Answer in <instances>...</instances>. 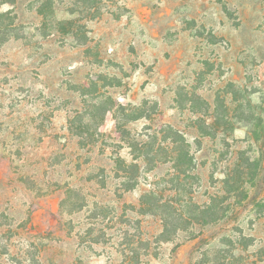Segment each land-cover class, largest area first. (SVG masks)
Masks as SVG:
<instances>
[{"label":"rangeland","instance_id":"374dc122","mask_svg":"<svg viewBox=\"0 0 264 264\" xmlns=\"http://www.w3.org/2000/svg\"><path fill=\"white\" fill-rule=\"evenodd\" d=\"M10 2L0 264H132L131 248L139 264H264V145L246 123L264 108V0ZM217 98L230 124L215 130ZM167 127L193 158L177 180ZM117 157L139 166L131 191ZM148 191L157 214L139 210Z\"/></svg>","mask_w":264,"mask_h":264},{"label":"trees","instance_id":"16d2710c","mask_svg":"<svg viewBox=\"0 0 264 264\" xmlns=\"http://www.w3.org/2000/svg\"><path fill=\"white\" fill-rule=\"evenodd\" d=\"M53 1V0H50ZM98 0H83L85 4L92 3L94 4ZM14 0H11V4ZM82 2V3H83ZM4 16L2 13L0 14V18ZM62 24V23H61ZM71 28L75 26V22L67 21L66 23ZM12 24L5 26V32L3 34H7L4 38L1 39V42L6 41L13 32ZM2 31V27L0 25V32ZM87 50V49H86ZM89 51V50H88ZM106 79V78H105ZM249 105V104H248ZM131 121L139 119L141 116H131ZM230 118H228V113L226 111V107L220 101V98H217L214 113H213V122L210 125V128L216 130L215 127H218V122L222 121L225 123L230 124ZM246 119V118H245ZM246 123L250 127L249 133L252 134V137L255 139L256 142H262L264 145V108L262 105L258 106V112H251L247 116ZM166 136L163 139V143H166V159L164 163H171L173 172L176 175V180L180 178L181 175H186L190 169L192 168V161L193 158L189 152V145L186 142L183 135L174 130L171 127H167L165 129ZM203 134L209 135V132H204ZM131 152L135 156V159H138L140 155H142V151L144 146L140 145V143H128ZM154 145V144H153ZM137 153V154H136ZM139 155V156H138ZM148 155V153L146 154ZM153 159V158H152ZM115 168L114 172L117 178L122 179L125 191H131L136 188L138 183V175H139V166L136 162L128 163L121 157H117L115 159ZM154 162V160H152ZM228 180H226L227 183ZM166 204L160 200L159 195L155 191H148L143 193L140 196L139 200V210L142 214H157L158 210L163 208ZM168 229V223L166 220H163V230L159 234V241H166L164 238L165 233ZM139 243H143V240L139 238ZM147 246V245H146ZM131 256L129 257V261L132 264H139L140 263V255L137 252L136 248H131Z\"/></svg>","mask_w":264,"mask_h":264}]
</instances>
